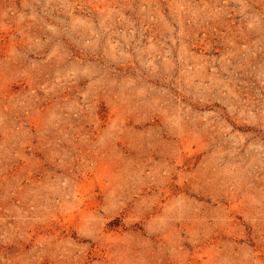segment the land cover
<instances>
[{"label":"rangeland","instance_id":"rangeland-1","mask_svg":"<svg viewBox=\"0 0 264 264\" xmlns=\"http://www.w3.org/2000/svg\"><path fill=\"white\" fill-rule=\"evenodd\" d=\"M0 264H264V0H0Z\"/></svg>","mask_w":264,"mask_h":264}]
</instances>
